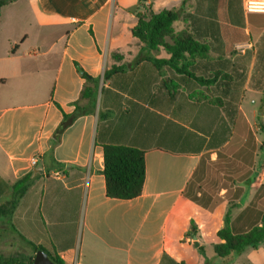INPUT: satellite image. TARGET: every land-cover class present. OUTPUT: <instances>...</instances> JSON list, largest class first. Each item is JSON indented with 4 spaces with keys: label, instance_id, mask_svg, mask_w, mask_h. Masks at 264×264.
Wrapping results in <instances>:
<instances>
[{
    "label": "crops",
    "instance_id": "obj_1",
    "mask_svg": "<svg viewBox=\"0 0 264 264\" xmlns=\"http://www.w3.org/2000/svg\"><path fill=\"white\" fill-rule=\"evenodd\" d=\"M183 1L175 29L192 28L194 17L206 19L209 61H225L228 75L245 79L238 107L248 126L257 111L244 97L259 93L250 81L264 77L256 66L264 14L247 12L246 0H26L30 20L16 5L21 0L1 9L0 27L11 36L0 39V205L27 190L12 216L0 214V256L28 260L41 248L64 264H264V245L218 257L214 246L223 226L208 249L199 234L192 249L186 231L199 205L188 196L189 185L204 181L206 164L238 129L196 82L168 68L159 72L148 58L169 56L132 34L137 13L177 10ZM209 21L221 29L219 36H211ZM76 64L95 81L82 78ZM114 67L122 70L104 81ZM85 87L94 91L95 112L77 118L51 151L63 113H74L78 101L89 104L81 101ZM199 92L204 96L195 97ZM101 113L108 117L101 120ZM105 145L145 152L139 197H107ZM230 184L243 189L241 195L225 199L223 186L222 200L205 211L215 217L221 207L237 209L231 230L246 233L264 214V172L253 170Z\"/></svg>",
    "mask_w": 264,
    "mask_h": 264
},
{
    "label": "trees",
    "instance_id": "obj_2",
    "mask_svg": "<svg viewBox=\"0 0 264 264\" xmlns=\"http://www.w3.org/2000/svg\"><path fill=\"white\" fill-rule=\"evenodd\" d=\"M17 0H0L1 9ZM201 3L210 0H199ZM219 0H215L217 2ZM186 1L182 2L180 9H163L158 13L147 10L144 13H137V25L133 28L132 34L140 43L147 46L151 51L159 53L164 50L168 58H156L150 56L148 60L162 72L168 68L178 75H182L196 82L199 87L214 97V102L219 106L226 117L231 122L233 128L238 129L239 119L242 112L238 107L241 97L240 88L243 84L241 77L228 75L226 62L218 60L214 63L209 61V55L212 47L206 42V19L194 17V22L188 27L177 31L174 24L178 22L183 14ZM189 17V14H187ZM231 20V19H230ZM211 26V36L221 33V29L215 22L209 21ZM142 55V54H141ZM118 59V58H117ZM142 60V57H140ZM77 71L87 81H95L80 66L76 64ZM122 70L121 67H114L105 72L103 80H108L115 72ZM213 71V72H212ZM167 89L171 88L166 83ZM194 96V95H193ZM204 96L203 92L195 94V97ZM89 99V104L85 107L76 102L75 111L72 114L63 113V119L55 131L51 140L53 148L61 140L64 131L70 127L73 122L86 114L94 113L95 106L94 91L85 87L81 94V101ZM108 113H101L100 119H106ZM104 170L103 175L106 184L107 197L118 200H132L139 197L143 191L146 178L145 152L140 149L119 145H105L103 147ZM24 178L21 181H27ZM31 181H27V186ZM27 188H23L14 195L9 201L0 205V214L12 216L20 198L25 194ZM230 211L224 218V227L218 231L217 236L221 240L214 246L215 253L220 258H226L233 254H239L247 248H258L264 245V214L260 225L253 227L250 231L241 234H234L231 230ZM41 248H37L39 250ZM34 258L26 260L22 257H4L0 256L3 264H33ZM57 264H64L57 255L52 257Z\"/></svg>",
    "mask_w": 264,
    "mask_h": 264
},
{
    "label": "rangeland",
    "instance_id": "obj_3",
    "mask_svg": "<svg viewBox=\"0 0 264 264\" xmlns=\"http://www.w3.org/2000/svg\"><path fill=\"white\" fill-rule=\"evenodd\" d=\"M16 5L20 7L21 13L24 12L22 16L30 20L31 16L29 10H27L26 0H21ZM17 16L18 19H21V15L14 17ZM8 36H11V33L6 28L0 27V39L5 41L4 38ZM256 48L258 50L256 66L264 71V45H258ZM243 82H245V79H243ZM250 86L253 88L259 86L261 91L259 93H246L243 104H246V101L250 103V107L257 111L256 116L249 124L247 123L248 126H243L241 123L247 120L242 114L239 119L240 123H238V134H233L227 147L218 153L216 161L206 164L207 167L204 171L207 176H204V181L200 184L193 181L189 185L188 196L199 203V205L196 203L197 205L193 207L185 224L186 231L191 236L192 249L200 244L196 241V234L202 237L204 247L208 249L210 244L217 239L215 231L222 226L224 227V218L227 212L231 211L230 218L234 219L238 214L237 209H229L228 207L226 209L219 208L218 215L215 217L205 211V205L211 208L222 200L221 187H228L225 199L234 201L241 195L243 189L234 187L233 184H230L231 181L245 179L253 170H259V173L264 172V77L259 78L256 74V77L251 79ZM251 100H253V103H251ZM220 214H223V222H221Z\"/></svg>",
    "mask_w": 264,
    "mask_h": 264
},
{
    "label": "built area",
    "instance_id": "obj_4",
    "mask_svg": "<svg viewBox=\"0 0 264 264\" xmlns=\"http://www.w3.org/2000/svg\"><path fill=\"white\" fill-rule=\"evenodd\" d=\"M245 9L249 13L254 12L264 14V0H246Z\"/></svg>",
    "mask_w": 264,
    "mask_h": 264
},
{
    "label": "water",
    "instance_id": "obj_5",
    "mask_svg": "<svg viewBox=\"0 0 264 264\" xmlns=\"http://www.w3.org/2000/svg\"><path fill=\"white\" fill-rule=\"evenodd\" d=\"M33 264H56L51 260L46 252L38 250L34 258Z\"/></svg>",
    "mask_w": 264,
    "mask_h": 264
}]
</instances>
